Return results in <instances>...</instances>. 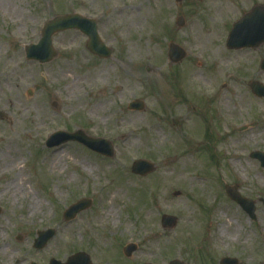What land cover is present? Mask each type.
Returning a JSON list of instances; mask_svg holds the SVG:
<instances>
[{"label":"rangeland","instance_id":"374dc122","mask_svg":"<svg viewBox=\"0 0 264 264\" xmlns=\"http://www.w3.org/2000/svg\"><path fill=\"white\" fill-rule=\"evenodd\" d=\"M258 4L264 6V0H0V223L8 225L6 243L27 245L35 254L28 264H50L51 258L66 262L78 251L93 264H160L162 257L166 264L173 259L220 264L223 257L264 264V204L259 201L264 167L251 157L253 151L264 152V98L250 88L253 81L264 84V43L255 49L226 46L233 22ZM74 12L97 20L111 57L93 55L86 35L67 30L54 37L58 56L53 61L27 60L25 46L38 43L44 23ZM181 15L186 24L179 28ZM173 41L187 52L179 63L169 60ZM223 56L230 60L217 76ZM236 89L252 101L242 114L235 103L229 115L222 114L219 96L231 99ZM13 97L29 110L18 115L9 102ZM104 97V110L92 112L97 98ZM136 99L145 101L144 111L128 109ZM78 129L110 140L115 155L105 157L76 141L46 146L52 133ZM14 131L17 138L8 149L6 140ZM18 150L30 190L17 191L15 198L14 185L6 181L16 170L7 163ZM58 156H63L61 165L51 170L46 157ZM137 159L154 163L155 171L133 174ZM225 184L237 185L256 202V220L229 198ZM116 188L123 189L117 224L95 220L108 208L102 198ZM34 193L41 206L29 214ZM84 197L92 198V206L65 220L64 211ZM163 214L174 215L177 224L165 228ZM64 225L75 230L62 235ZM47 229L55 235L44 248H35L37 231ZM156 233L166 243L150 256L144 252L147 236L154 239ZM61 236L64 242L56 247ZM127 243L138 246L131 257L123 254ZM0 264H5L2 256Z\"/></svg>","mask_w":264,"mask_h":264},{"label":"water","instance_id":"95a60500","mask_svg":"<svg viewBox=\"0 0 264 264\" xmlns=\"http://www.w3.org/2000/svg\"><path fill=\"white\" fill-rule=\"evenodd\" d=\"M178 3L183 0H176ZM180 27L184 26L185 18L180 16L177 21ZM69 29H78L88 36L87 48L96 55L103 58L111 57L112 49L105 45L102 41L95 19L86 18L78 13L57 15L48 20L42 29L41 39L37 44H28L25 47L26 57L29 60H36L40 63H47L57 57L58 52L53 45V36L56 33ZM264 43V6H255L250 12L246 13L233 25L227 42L229 48H257ZM186 56V52L175 43L170 44L169 57L173 62H179ZM261 68L264 69V59L261 63ZM251 89L259 96L264 97V85L254 81L251 83ZM131 110L142 111L146 108L143 100L137 99L132 101L129 106ZM4 114L0 112V119ZM68 141H78L88 148L99 152L105 156L113 157L115 148L111 141L104 138H94L88 136L83 130H78L73 133L66 131H58L53 133L47 140L48 147H54L66 143ZM251 157L258 159L264 167V152L254 151ZM156 169L155 164L148 160L138 159L132 165V172L137 175L145 176L152 173ZM227 194L231 199L236 201L248 214L255 220L256 204L255 201L245 198L241 195L237 185H226ZM178 194V193H177ZM264 204V198H261ZM92 204L90 199H81L71 205L64 213L66 220H72L76 215L89 208ZM1 210V209H0ZM164 227H174L177 224V218L172 215H164L162 218ZM55 235L54 229L38 231V237L34 241V247L37 249L44 248L48 241ZM137 249L136 244H128L124 248V253L130 256ZM239 261L235 258H223L221 264H238ZM50 264H92L90 256L85 252H78L71 255L65 263L59 260L51 259ZM170 264H185L182 261L174 260Z\"/></svg>","mask_w":264,"mask_h":264},{"label":"bare ground","instance_id":"6f19581e","mask_svg":"<svg viewBox=\"0 0 264 264\" xmlns=\"http://www.w3.org/2000/svg\"><path fill=\"white\" fill-rule=\"evenodd\" d=\"M243 2H246V0H242ZM118 9H122V7H118ZM210 35H206V37L204 38L205 42H209L210 41ZM200 40V39H199ZM199 44L201 45V42H199ZM202 45L206 46V44ZM201 45V47H202ZM215 53L220 52V49L218 48L217 50L214 51ZM230 58L223 56L221 59H219V65H218V73L217 76H222L224 74V68L227 66V63L229 62ZM191 77L193 79H195V77L198 79V75L197 74H191ZM216 77V76H215ZM212 77V78H215ZM194 81V80H193ZM205 82L207 84L210 83L209 79H205ZM73 91H76L77 88V84L74 83V86L72 87ZM13 94V93H12ZM14 95V94H13ZM98 100L96 101V103L92 106L91 110L94 113H98L100 110H104V107L106 106V104L108 103L107 99L104 98H97ZM252 100H250L248 98V96L245 94V92L242 89H236L233 93H232V98L229 99L225 94H221L219 96L218 99V104L220 106L224 105V107H221V112L222 114L225 115H229L232 107L230 104H234V106H238L240 107V110L237 111L238 114H242V110H244V107L249 104V102H251ZM9 102H11V107L14 108L16 110V112L18 113V115H21L23 113V111L29 110V108L25 105H23L21 102H19L16 97L10 98ZM20 105V106H19ZM224 111V112H223ZM226 119V117H224ZM186 120L188 121V119L186 118ZM190 121V120H189ZM35 121H32V124H34ZM13 126L18 127V125L16 124L15 120L12 123ZM38 127V126H36ZM241 127V126H240ZM36 130V129H35ZM17 132L14 131L13 135L11 134L10 137L6 140V147L8 149H10L9 147L14 143V141H16V134ZM15 157H13L11 162L7 163V167H10L14 170H16L15 173H13L11 175V177L6 181L7 185H14L15 187V191H14V197L17 198V191H20L21 193H24L28 190H30L29 188V179H30V175L25 173V169L23 165H21L22 163V157L23 152L21 150H18L15 153ZM63 159V156L57 158H49L46 157L47 161L51 162V170L56 169L57 167H59L61 165L60 160ZM6 174V172H2L1 175ZM180 179V177H179ZM123 189L122 188H116L114 190H110L109 192L106 193L105 197L102 198V200L105 201V203H108V208L107 210H104V212L99 213L96 216L97 221L103 222L106 219H110V221L113 222L114 225L117 224L118 222V217H119V209L117 208V206H119L121 200H122V196H123ZM108 196V197H107ZM31 201L34 202V205H30V210H28L29 214H32L36 211V207H40L41 206V202L39 201V198L37 196L36 193H34L31 197ZM14 205V203H13ZM151 214L152 211L149 210L146 213L145 219L147 221H149L151 219ZM187 222L188 224H190L191 227H195V222L193 217L191 216H187ZM126 227L130 226V222L126 221L125 222ZM227 226H229V224H227ZM8 228L7 224L4 223H0V256H2L3 258V262L5 264H28V262L30 260H33L35 257V254H33L30 249H28L27 245H21L19 247L15 246L14 244H7L5 241V237H4V232L6 231V229ZM75 230L74 226H69V225H64L62 227V235L63 234H68L69 232ZM225 231L222 232V234H224ZM147 237L151 238L148 240L149 244L146 245V249H145V253L149 254L150 256H152L154 254V252L156 253L155 247L157 245H159L160 243H166V239L162 237L161 234L156 233L153 234L154 239H152V235H148ZM100 243L105 244L106 243V239L104 238H99ZM64 241L62 240V236L60 237V240L58 242H56V247H59L62 245ZM166 258L162 257L160 259V261H158V263L160 264H166Z\"/></svg>","mask_w":264,"mask_h":264}]
</instances>
